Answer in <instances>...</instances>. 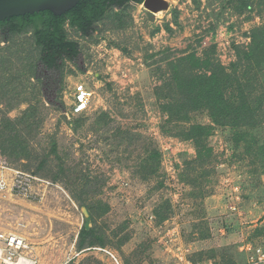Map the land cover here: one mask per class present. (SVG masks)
<instances>
[{
  "label": "rangeland",
  "instance_id": "374dc122",
  "mask_svg": "<svg viewBox=\"0 0 264 264\" xmlns=\"http://www.w3.org/2000/svg\"><path fill=\"white\" fill-rule=\"evenodd\" d=\"M164 1L155 10L145 2L115 8L88 37L68 27L82 53L66 60L62 72L41 68L39 79L28 80L19 68L20 79L10 84L11 73L0 71V116L16 118L37 100L41 123L32 145L41 154L55 138L68 169L55 182L54 154L37 174V162L15 161L0 150V177L9 182L10 169H17L49 182L34 181L28 194L0 190V231L25 237L34 264H114L102 249L123 264H181L184 255L194 263L238 264L247 262L249 243L264 248V62L254 60L252 109L240 125L216 124L206 108L191 112L187 122L165 111L166 92L176 90L167 86L169 61L211 51L230 68L238 48H250L252 33L264 25V0H250L241 11L232 0ZM15 44L22 56L38 58L31 34ZM7 45L0 36V53ZM79 82L95 93L90 110L73 116ZM22 90L25 102L16 95ZM194 124L213 126L205 167L190 163L197 150L183 136ZM75 194L88 204H109L107 213L95 215L105 247L78 250L79 232L92 222Z\"/></svg>",
  "mask_w": 264,
  "mask_h": 264
},
{
  "label": "trees",
  "instance_id": "16d2710c",
  "mask_svg": "<svg viewBox=\"0 0 264 264\" xmlns=\"http://www.w3.org/2000/svg\"><path fill=\"white\" fill-rule=\"evenodd\" d=\"M144 1L80 0L75 7L62 15L44 10L0 20L1 41L8 43L7 47L3 48L7 53H0V71L11 73L5 81L10 84L17 82L20 79L19 68L27 73L28 80L39 79L38 70L41 68L62 72L66 60L76 61L82 53L81 43L70 37L68 27L88 37L95 31V25L110 17L115 8L124 9L130 3ZM232 1L237 2L240 11L250 6V0ZM114 17L120 27L127 25L123 12H116ZM27 34L32 35L35 46L40 50L38 58L22 56L23 52L15 44L16 37ZM212 50L215 54L214 46ZM237 55V61L230 68L224 66L211 51H205L202 56L192 51L171 59L168 63L170 78H167L169 80L167 86L169 85V88L174 86L176 90L174 93L166 92L169 102L166 103L165 111L174 119L187 122L190 120L191 112L206 108L216 124H242L252 109L250 101L254 94L252 86L256 72L254 60H257V65L264 62V25L257 27L252 33L250 48L247 50L238 48ZM9 90L14 94L17 88L10 87ZM24 91L16 95H22ZM21 100L25 102L26 98L22 97ZM38 113L39 106L36 100L29 103L16 118L10 117L7 112L0 116V150L3 155L15 161L37 162L35 171L37 174L50 166V157L54 154L59 159V163L55 174L50 176L55 182L63 181L68 169L58 153L55 138L50 140V149L41 154L36 153L32 145L34 135L41 123ZM212 127V125L194 124L183 133L185 138L193 140L197 150L196 158L190 163L205 167L211 159L213 149L208 146L207 138L211 134ZM152 170L156 172V169L152 168ZM83 178L80 176L82 183L78 182L81 183V192H86L89 184L83 183ZM74 196L81 206H86L90 210L92 222L90 224V219H87L82 226L77 241L78 250L96 246L105 247L107 237L105 232L99 229L95 215L107 213L109 204H88L81 195ZM125 240L126 238L121 239L122 244Z\"/></svg>",
  "mask_w": 264,
  "mask_h": 264
},
{
  "label": "built area",
  "instance_id": "2783aa9c",
  "mask_svg": "<svg viewBox=\"0 0 264 264\" xmlns=\"http://www.w3.org/2000/svg\"><path fill=\"white\" fill-rule=\"evenodd\" d=\"M94 93L95 92L84 82L76 83L75 91L73 93L74 102L72 104L70 113L73 116H79L88 112L91 108ZM10 170L14 174L13 178L8 182L6 178L0 177V190H6L10 188L12 191L15 190L19 193L28 194L32 189V183L34 181H41L43 183L49 184L47 180L36 175H32L17 169ZM171 232H173L174 235L175 229L173 228ZM102 250H105L111 255L114 264H123L113 252L107 249ZM29 251L30 244L27 242L25 237L16 233L0 231V264H34V261L28 257ZM247 252V262L238 264H264V248L261 246H256L253 248L252 244L249 243L247 246ZM181 261V264H224L212 260L194 263L190 259L186 258L185 255L184 259Z\"/></svg>",
  "mask_w": 264,
  "mask_h": 264
},
{
  "label": "water",
  "instance_id": "95a60500",
  "mask_svg": "<svg viewBox=\"0 0 264 264\" xmlns=\"http://www.w3.org/2000/svg\"><path fill=\"white\" fill-rule=\"evenodd\" d=\"M80 0H0V20L13 16L33 14L35 12L50 10L56 15H62L75 7ZM145 5L152 9H159L164 0H145ZM166 6V4H165Z\"/></svg>",
  "mask_w": 264,
  "mask_h": 264
}]
</instances>
